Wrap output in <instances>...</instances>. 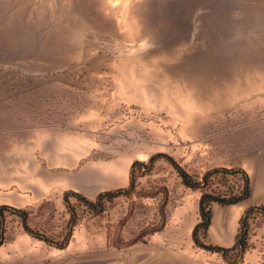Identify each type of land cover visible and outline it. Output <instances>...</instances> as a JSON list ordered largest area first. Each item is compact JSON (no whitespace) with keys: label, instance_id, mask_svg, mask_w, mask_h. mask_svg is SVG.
<instances>
[{"label":"rangeland","instance_id":"1","mask_svg":"<svg viewBox=\"0 0 264 264\" xmlns=\"http://www.w3.org/2000/svg\"><path fill=\"white\" fill-rule=\"evenodd\" d=\"M39 116L98 132L93 157L166 152L201 183L219 167L252 170L264 150V0H0V141L35 137ZM111 129L117 137L106 136ZM243 184L220 172L191 188L159 159L100 214L72 199L69 248L39 241L9 214L8 241L16 235L29 248L27 264L39 255L43 264H152L163 254L231 264L196 246L192 231L203 193L233 195ZM229 207L212 204L211 226ZM28 211L32 228L63 239L66 206ZM249 223L250 248L237 264H264V216ZM211 226L204 240L222 246Z\"/></svg>","mask_w":264,"mask_h":264},{"label":"crops","instance_id":"2","mask_svg":"<svg viewBox=\"0 0 264 264\" xmlns=\"http://www.w3.org/2000/svg\"><path fill=\"white\" fill-rule=\"evenodd\" d=\"M117 131L111 129L105 134L113 138L117 137ZM98 135L86 125H47L39 116L35 137L20 135L12 141H0V205L29 210L37 204L55 202L60 208L68 190L94 200L101 192L128 187L135 159L126 152L93 157L97 149L93 141H98ZM243 168L251 178V195L244 200L246 205H231L216 215L211 226V237L225 247L234 244L244 210L264 202V150L252 170ZM107 238L99 251L100 258L107 257ZM72 241L73 236L63 249L69 248ZM28 252L29 248L23 247L15 235L0 245V264H27ZM43 262V256L39 255V264ZM152 264L186 263L163 254Z\"/></svg>","mask_w":264,"mask_h":264},{"label":"trees","instance_id":"3","mask_svg":"<svg viewBox=\"0 0 264 264\" xmlns=\"http://www.w3.org/2000/svg\"><path fill=\"white\" fill-rule=\"evenodd\" d=\"M159 159H164L168 161L179 173L183 183L191 188L200 187L202 184L206 185L210 177L215 173H229V174H240L244 180V184L239 193L227 196L215 195L213 193L205 192L202 194L199 201V214L200 221L194 226L192 231V238L194 244L198 247L204 248L212 252L220 253L223 258L231 263L237 264L243 262L245 253L250 248L249 243V233H250V223L249 220L253 214L263 215L264 216V202L248 207L240 218V226L238 233L236 235L235 242L230 247H225L221 245L208 244L204 238L207 235V232L212 224L213 211L212 204L218 203L221 205H235L238 204L251 195V178L249 173L243 167H234L226 168L219 167L211 171H207L203 177V183L198 180H194L193 177L189 174L185 167H183L172 155L166 152H157L152 155L148 161L134 160L131 165L130 172V184L128 187L104 191L101 192L96 199L91 200L84 196L83 194L68 190L64 194V205L66 206L70 217L67 223V233L62 240L57 241L50 239L40 231L32 228L28 222L29 211L23 208H16L9 205H0V245H3L8 241L7 236V218L9 215H15L20 218L22 226L25 231L31 236L43 240L51 246L63 249L68 246L69 242L72 239L74 228L78 224V215L74 207L72 199H76L79 202L83 203L89 211L93 214H100L105 210L106 201H112L118 196L129 195L135 188L137 178L140 175H144L152 171L155 167V163ZM232 258V259H231Z\"/></svg>","mask_w":264,"mask_h":264}]
</instances>
